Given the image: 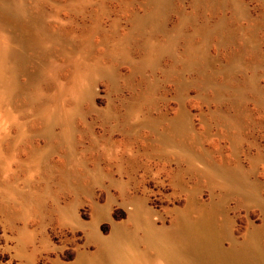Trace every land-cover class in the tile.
<instances>
[{
	"label": "rangeland",
	"instance_id": "1",
	"mask_svg": "<svg viewBox=\"0 0 264 264\" xmlns=\"http://www.w3.org/2000/svg\"><path fill=\"white\" fill-rule=\"evenodd\" d=\"M97 257L264 264V0H0V264Z\"/></svg>",
	"mask_w": 264,
	"mask_h": 264
},
{
	"label": "bare ground",
	"instance_id": "2",
	"mask_svg": "<svg viewBox=\"0 0 264 264\" xmlns=\"http://www.w3.org/2000/svg\"><path fill=\"white\" fill-rule=\"evenodd\" d=\"M227 229H228V226H226L225 230ZM188 233L192 234L189 231ZM168 236H170V232L167 231L163 233V237H168ZM104 262H105V259L97 257V258L81 259L78 264H104Z\"/></svg>",
	"mask_w": 264,
	"mask_h": 264
}]
</instances>
